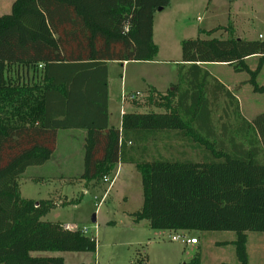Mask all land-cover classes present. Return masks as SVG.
<instances>
[{
  "label": "trees",
  "instance_id": "obj_1",
  "mask_svg": "<svg viewBox=\"0 0 264 264\" xmlns=\"http://www.w3.org/2000/svg\"><path fill=\"white\" fill-rule=\"evenodd\" d=\"M168 5L15 0L0 16V264H64L31 253L95 252L94 238L41 220L52 201L20 196L21 175L45 164L56 133L66 130L85 133V187L132 164L143 198L134 222L174 233L232 232L236 264H248L247 233H264V112L247 121L207 68L245 74L251 91L264 96V41L238 39L232 26L204 32H226L222 39L183 40L179 83L142 95L163 112L125 113L120 129L108 123L107 63L154 61L153 18ZM185 264H202L200 255Z\"/></svg>",
  "mask_w": 264,
  "mask_h": 264
},
{
  "label": "rangeland",
  "instance_id": "obj_2",
  "mask_svg": "<svg viewBox=\"0 0 264 264\" xmlns=\"http://www.w3.org/2000/svg\"><path fill=\"white\" fill-rule=\"evenodd\" d=\"M262 18L264 0H169V5L161 11L157 10L153 18L152 40L158 47L155 60L148 64L131 63L123 72L120 64L108 66L112 112L120 107L115 101L118 97L120 99V74L127 84L126 91H131L133 95L137 91L143 94L144 89L150 86L165 92L179 83L183 40L222 39L226 37V32L219 31L210 37L204 32L229 26L233 27L238 39L252 37V32L253 37H257L264 32ZM207 71L230 86L239 111L247 121L264 112V96L251 94L250 87H241L239 81L242 74H235L222 65L208 67ZM142 94L136 97V102L141 105L136 108L137 113L148 111ZM218 103L221 106L223 99H219ZM128 109L132 108L129 106ZM153 111L156 113L158 110ZM66 134L59 131L55 159L41 168L30 167L21 175L18 180L20 196L35 202L52 201L55 206L41 220L68 225V229L81 233L86 230L83 235L96 241L95 252H32V257H58L63 259L64 264H185L199 254L202 264H236L232 245L235 236L232 232H209L204 235L180 232L199 240L198 246L185 249L180 242L167 240L168 236L180 233L153 230L147 221L134 222L129 213L140 209L142 191L140 176L136 171H130L132 166L123 168L124 176L106 193L108 184L102 180L85 187L76 174L77 168L82 172L81 162L76 159L77 153L71 160L67 158L69 152L77 151V140L69 139ZM57 175L67 177L59 178ZM92 216L94 223L91 222ZM246 250L248 264H264V233H247Z\"/></svg>",
  "mask_w": 264,
  "mask_h": 264
},
{
  "label": "crops",
  "instance_id": "obj_3",
  "mask_svg": "<svg viewBox=\"0 0 264 264\" xmlns=\"http://www.w3.org/2000/svg\"><path fill=\"white\" fill-rule=\"evenodd\" d=\"M15 0H0V16L2 15V14H8L9 13V11H10V7H11V4L14 2ZM261 22L262 23H264V18H262L261 19ZM262 25H264V24H262ZM234 30V29H233ZM262 30H264V29H262ZM252 32V31H251ZM247 34H250V32L249 31H247ZM233 35L234 36H236L235 35V30H234V33H233ZM252 37H248L247 39H244V40H259V41H264V32H261V33H259V35H257V37H253L254 35H253V32H252V35H251ZM237 37V36H236ZM223 38V37H222ZM225 38V37H224ZM241 39V38H240ZM247 62H248V64H249V66L251 67V68H253V66H254V63H255V58H250V59H247ZM111 64H117V63H114V62H108L107 63V75H108V66L109 65H111ZM129 64H131V63H126V62H124L122 65H120V67H121V70H122V72L124 71V68H125V70L127 69V67H128V65ZM137 64H145V63H137ZM148 64V63H147ZM211 67V66H210ZM223 67H226V66H223ZM226 68H228V67H226ZM219 80V79H218ZM246 80H247V76L245 75V74H242L241 76H240V81H239V83H240V85H241V87H244V88H247V87H250L249 85H246L245 84V82H246ZM219 81H221V80H219ZM260 82H264V78H261V80H259ZM222 82V81H221ZM224 84V83H223ZM224 86H225V88L226 89H228L229 91H230V86L229 85H227V84H224ZM151 87V86H150ZM240 87V88H241ZM126 88H127V84H126V82H125V79L122 77V75L120 74V81H119V96H121L122 94L123 95H133V93L131 92V91H126ZM148 88V87H147ZM147 88L146 89H144V91H143V94L146 92V90H147ZM157 87H155L154 89L155 90H157V91H159V92H162V90H158V89H156ZM107 89H108V100H107V109H108V123H109V126H111V127H113V128H117V129H120V125H121V116L123 115V114H125V113H133V112H136V107L131 103V101H128V100H120L119 99V97L118 98H116L115 99V101H117V102H119V104H120V107H118V110L117 111H114V113L112 112V109H111V102H112V100H111V98H110V96H109V83H108V78H107ZM251 89V88H250ZM166 91V90H165ZM250 91V93L251 94H255V93H253L251 90H249ZM139 94V96H141V94L142 93H139L138 91L137 92H135L134 94ZM142 94V95H143ZM119 100V101H118ZM129 104V105H128ZM131 107L132 109L130 110V109H128V107ZM142 109H144V107H142ZM154 109H156V110H158L156 113H162L163 111L161 110V109H158V108H156L155 106H151V107H148V111H152V112H154L153 110ZM145 110V109H144ZM65 133H67L66 135H67V137H69V139H71V140H73V139H75L76 138V140H77V143H78V147H77V151H72V152H69V155L67 156V158L69 159V157H70V160L72 159V157H73V155L75 154V153H77V157H76V159H78L81 163H80V166H81V170H82V153H83V146H84V137H85V133H84V131H81V130H66V131H64ZM58 136H59V131L56 133V138H55V149H54V151H53V153H52V155H51V157H50V159L45 163V164H43L42 166H37V167H39V168H41V167H43L44 165H46L47 163H49L52 159H55V158H53L54 157V155H55V152H56V141H57V138H58ZM161 144V143H160ZM162 145V144H161ZM160 150H162V146H160ZM161 153H163V155H165V156H167V154H165V152H161ZM75 161V160H74ZM71 163H73V161L71 162ZM79 165H77V167H78ZM125 166H132L133 167V169L132 170H130V171H132V173H134L135 171L137 172V170H136V168H135V166L134 165H126V164H118L117 166H116V168H115V170H114V173L113 174H111L108 178L109 179H112L114 176H115V180H114V182H113V184H112V186H114V184H116V182L118 181V179H120V178H122L123 176H124V174H123V168L125 167ZM72 168H73V166H72V164H71V169L70 170H72ZM79 171V169L77 168L76 169V174L78 175V176H80V174L82 173V172H80ZM71 173V172H70ZM138 173V172H137ZM139 174V173H138ZM23 175V174H22ZM132 175V174H131ZM57 176H60L59 178H65V177H67V176H61V175H57ZM140 176V175H139ZM132 177L134 178V179H136V176H134V174L132 175ZM95 182V181H94ZM92 183V182H91ZM140 183H141V179H140ZM90 183H88V185H89ZM88 185H87V187H88ZM111 186V187H112ZM110 187V188H111ZM110 188H108V186H107V188L105 189V193L108 191V190H110ZM20 190V189H19ZM141 191H142V188H141ZM105 193H104V195H105ZM103 195V196H104ZM143 199V198H142ZM142 205V204H141ZM141 208V207H140ZM132 213H134V212H132ZM132 213H129V216L132 214ZM131 217V216H130ZM66 226V225H65ZM68 226V225H67ZM64 227V226H63ZM84 230V229H83ZM82 230V231H83ZM183 235H185V236H187L188 237V235H186V234H183ZM203 237H205V236H203ZM188 238H193V237H188ZM199 245V240H198V243L197 244H195V245H183V248H189V247H193V246H198Z\"/></svg>",
  "mask_w": 264,
  "mask_h": 264
},
{
  "label": "built area",
  "instance_id": "obj_4",
  "mask_svg": "<svg viewBox=\"0 0 264 264\" xmlns=\"http://www.w3.org/2000/svg\"><path fill=\"white\" fill-rule=\"evenodd\" d=\"M139 94H135V95H121L120 96V99L123 101V100H128V101H133L136 99V97L138 96ZM115 180V176L112 178V179H109L108 177H103L102 181L104 183H107L108 184V188H110L113 184ZM99 205V204H98ZM97 205V206H98ZM66 229L67 226H66ZM86 230H83L82 233H85ZM167 240L168 241H172V242H180L182 245H195L198 243V240L197 238L193 237V238H188L187 236L183 235L180 233V235H177V236H168L167 237Z\"/></svg>",
  "mask_w": 264,
  "mask_h": 264
},
{
  "label": "water",
  "instance_id": "obj_5",
  "mask_svg": "<svg viewBox=\"0 0 264 264\" xmlns=\"http://www.w3.org/2000/svg\"><path fill=\"white\" fill-rule=\"evenodd\" d=\"M161 10H162L161 8L158 9V11H161ZM91 222H93V223L95 222V218H94V216H92V220H91ZM64 228L66 229V226H64Z\"/></svg>",
  "mask_w": 264,
  "mask_h": 264
}]
</instances>
